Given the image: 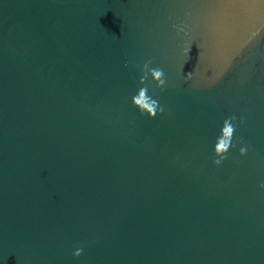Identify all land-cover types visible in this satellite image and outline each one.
I'll return each mask as SVG.
<instances>
[{
    "label": "water",
    "instance_id": "water-1",
    "mask_svg": "<svg viewBox=\"0 0 264 264\" xmlns=\"http://www.w3.org/2000/svg\"><path fill=\"white\" fill-rule=\"evenodd\" d=\"M262 181L264 0H0V264H264Z\"/></svg>",
    "mask_w": 264,
    "mask_h": 264
},
{
    "label": "clouds",
    "instance_id": "clouds-1",
    "mask_svg": "<svg viewBox=\"0 0 264 264\" xmlns=\"http://www.w3.org/2000/svg\"><path fill=\"white\" fill-rule=\"evenodd\" d=\"M151 61H146L143 64L142 72L143 75L140 77V84L144 85L140 87L137 94L132 97V103L135 105L140 113L147 114L149 117L154 118L158 111L163 112V108L159 105V102L153 99L148 95V78L149 75L152 78V82L156 84L157 88H163L165 85V75L164 71L161 68H152L150 67ZM236 120L235 116H230L223 121V126L221 129V134L217 138V141L214 146V154L217 159L213 160V163L219 166L225 159H227V153L230 147H233L232 139L236 131V126L234 121ZM248 151L247 145L239 149L240 155H246ZM261 188H264V181L260 184ZM83 252L82 248H76L73 252V255L79 257Z\"/></svg>",
    "mask_w": 264,
    "mask_h": 264
}]
</instances>
